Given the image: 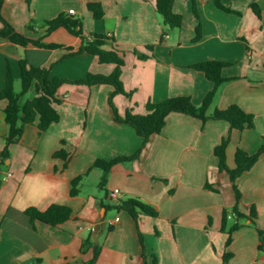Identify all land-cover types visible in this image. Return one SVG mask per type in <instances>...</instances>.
<instances>
[{
	"label": "crops",
	"instance_id": "obj_1",
	"mask_svg": "<svg viewBox=\"0 0 264 264\" xmlns=\"http://www.w3.org/2000/svg\"><path fill=\"white\" fill-rule=\"evenodd\" d=\"M90 3L102 6L101 19L93 18ZM220 3L230 11L219 8L215 0H195L196 18L193 0H176L174 11L183 16V23L165 34L156 0H4L1 14L17 32L59 48L23 47L0 37V153L9 133L8 101L1 98L8 66L17 92L21 60L47 68L50 79L66 82L57 92L59 122L43 134L37 124L27 125L21 139L9 145V158H0V264H84L94 257L88 240L99 248L95 264H144V254L148 264L153 255L157 264H264L258 233L264 232V154L237 179L238 202L215 155V148L229 137L226 166L234 169L238 149L253 154L264 142V0ZM61 15L82 21L84 40L106 34L122 51L121 80L129 96L112 98L120 115L128 110L144 115L148 103L179 96L200 106L214 84L191 66L215 60L229 66L222 70L227 81L210 111L238 105L254 115V128L238 131L225 120L202 122L171 113L161 133L144 145L132 127L115 121L109 101L114 87L76 83L88 74L108 76L115 65L100 64L86 53L66 57V49L77 51L83 40L63 27L49 34L41 27V22ZM33 21L38 24L30 31ZM198 23L202 37L194 43ZM27 97H35L33 88ZM59 151L66 156L56 157ZM139 151V159L113 166L100 186L103 172L93 168L97 160ZM82 175L80 193L72 196L71 182ZM115 189L119 194L112 197ZM127 199L139 200L158 215L140 214L136 223L119 207ZM52 205L70 207V219L52 226L32 222L26 214L29 208L45 211ZM235 206L245 216L254 206L257 225L238 219ZM235 224L239 228L227 245V232ZM226 254L229 259L224 262Z\"/></svg>",
	"mask_w": 264,
	"mask_h": 264
},
{
	"label": "trees",
	"instance_id": "obj_2",
	"mask_svg": "<svg viewBox=\"0 0 264 264\" xmlns=\"http://www.w3.org/2000/svg\"><path fill=\"white\" fill-rule=\"evenodd\" d=\"M176 0H156V11L162 18L163 24L166 27L165 34H168L171 30H177L181 28L183 23V16L174 11V5ZM221 0H215L216 5L225 10L221 5ZM4 0H0V37L9 40L10 42L19 46H34L46 49L59 48L55 44H44L41 39H31L23 34L17 32L15 28L6 21L2 14V6ZM193 10L196 18H198L197 10L195 8V0H193ZM88 10L92 13L94 19H101L104 15L102 6L98 3H90L87 6ZM253 10L256 15L260 16L257 11L256 5H253ZM41 27L46 29V34L53 32L58 28H65L74 36L80 37L83 40L81 47L74 51L73 48H67L70 51L66 57H72L82 53L93 55L98 58L100 64H113L115 69L112 74L105 75H94L88 74L85 80L78 81L76 83H83L89 86L108 84L114 87L115 91L110 97V106L112 107L114 119L117 123L125 124L132 127L136 134L143 138L144 145L154 135H159L166 124V118L171 113H181L197 118L202 122L208 120H225L230 124L231 129L244 131L246 129L254 128V115L245 112L238 105H231L226 109L220 110L215 109L210 111L217 95L220 86L227 81L222 76V70L229 66L228 63L221 61H205L197 63L191 66L192 69L202 72L205 77L211 81L214 86L203 99L200 106L194 105L190 97L179 96L169 98L161 103H148L147 113L144 115H137L133 111L128 110L122 116L115 108L112 98L115 94H122L129 96L124 90L123 83L121 80V70L125 62L121 56L122 51L119 49L113 37L107 36L106 34H94L90 40H84L82 33V21L73 17L59 16L58 18L51 21L41 22ZM37 21H33L29 26L28 30L34 31ZM202 37V26L198 23L196 27V35L192 42H198ZM149 50H153V46L148 47ZM146 56H142V58ZM20 91L15 90V79L12 75L11 67L8 66L6 85L1 93V98L8 101L5 109L6 121L9 125V133L7 136V146L0 153L2 161L9 158V145L18 142L24 132L27 125L37 124L40 134L46 132L52 124L58 123L60 120V114L56 108L61 103V100L57 97V92L62 84L66 81L58 78L50 79L49 70L42 67H34L27 64L25 60L20 61ZM35 91V97L29 99L27 95L31 89ZM229 144V137H226L222 142L215 148V155L219 160V170L226 172L229 175L232 183L233 190L236 195V201L241 199V192L239 191L236 181L245 172L249 171L255 163L258 161L261 154H264V142L261 147L253 154H249L242 149H238L235 155L234 169H229L226 166V149ZM141 151L134 156H120L112 160H97L93 168L102 170L103 176L100 186L103 187L107 180L108 174L113 166L116 164L127 163L133 160L139 159ZM56 157H65L63 151H59L55 154ZM85 175L78 176L71 182V195L78 196L80 193L79 185ZM208 188H210L208 186ZM119 207L126 210L130 216L137 223L140 214H146L152 217L158 215L157 211L143 204L137 199H127L119 202ZM233 213L238 219H248L253 225L256 224L257 211L253 206L249 216H245L238 212L237 206L234 207ZM26 214L31 218L32 222L35 220L44 222L46 224L57 226L65 221L69 220L72 215V209L63 205H52L45 211H39L36 208H29L26 210ZM228 220V212L223 214V225L222 231L226 230V223ZM239 228V224L233 225L228 233V239L226 244L229 245L232 241V233ZM261 239V249L264 248V232L258 230ZM141 245L144 250L143 236L140 234ZM88 244L93 246L94 257L91 261L84 264H95L96 259L99 255V248L91 240L87 241ZM144 264H148L145 254ZM229 255L224 256V262H227ZM150 264H157V258L153 255Z\"/></svg>",
	"mask_w": 264,
	"mask_h": 264
},
{
	"label": "built area",
	"instance_id": "obj_3",
	"mask_svg": "<svg viewBox=\"0 0 264 264\" xmlns=\"http://www.w3.org/2000/svg\"><path fill=\"white\" fill-rule=\"evenodd\" d=\"M69 14H70V15L74 14V10H70V11H69ZM9 177H11V174H10V173L5 177L4 180H7ZM118 194H119V190H118V189H115V190L113 191V193L111 194V196H112V197H117ZM117 221H118V219H117Z\"/></svg>",
	"mask_w": 264,
	"mask_h": 264
},
{
	"label": "rangeland",
	"instance_id": "obj_4",
	"mask_svg": "<svg viewBox=\"0 0 264 264\" xmlns=\"http://www.w3.org/2000/svg\"><path fill=\"white\" fill-rule=\"evenodd\" d=\"M172 32H173V30H172V31H171V30L169 31L170 34H171ZM16 89H17V90H20V83H19V82H18L17 85H16Z\"/></svg>",
	"mask_w": 264,
	"mask_h": 264
}]
</instances>
